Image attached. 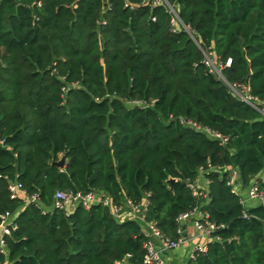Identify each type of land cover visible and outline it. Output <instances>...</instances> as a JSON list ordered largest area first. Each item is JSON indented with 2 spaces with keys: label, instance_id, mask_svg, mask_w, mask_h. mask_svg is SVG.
I'll return each mask as SVG.
<instances>
[{
  "label": "trees",
  "instance_id": "16d2710c",
  "mask_svg": "<svg viewBox=\"0 0 264 264\" xmlns=\"http://www.w3.org/2000/svg\"><path fill=\"white\" fill-rule=\"evenodd\" d=\"M231 86L264 104V0H0V216L17 223L0 264L144 263L142 225L52 211L58 190L147 200L173 240L199 208L218 229L189 264H264V202L227 185L229 168L243 195L264 173V116Z\"/></svg>",
  "mask_w": 264,
  "mask_h": 264
},
{
  "label": "built area",
  "instance_id": "2783aa9c",
  "mask_svg": "<svg viewBox=\"0 0 264 264\" xmlns=\"http://www.w3.org/2000/svg\"><path fill=\"white\" fill-rule=\"evenodd\" d=\"M41 6V3H39ZM209 58H206V65L210 68L212 73L220 71V77H222L221 70L218 66L214 67L213 64L207 63ZM211 61V60H210ZM229 65V64H228ZM215 70V71H214ZM216 72V73H217ZM215 73V74H216ZM231 90L234 94L246 102L252 108L258 110L264 116V104H262L257 98L249 93V90L243 86H231ZM195 129L202 130L214 139L222 140L224 143L228 139L222 137L220 134L210 131L209 129L201 128L200 126L187 122ZM229 177L227 185L232 189L233 193L240 197L241 203L246 206L250 202H264V173L255 177L247 190V194L243 195L239 190L240 176L236 169H227ZM201 174L203 170H200ZM204 184L199 180L196 183H190L188 186L192 190L194 197H205ZM10 195L12 199H22L26 204L37 203L38 196H30L23 188L22 184L18 181H14L9 187ZM149 201H145L140 205H135L129 200L119 204L115 203L109 195L101 191H92L88 193L76 192L72 190H58L55 192L54 201L52 205V211L63 212L65 215H72L79 207L90 211L96 206H101L108 210L113 218L118 221L134 220L142 225V231L146 237L145 244V259L143 264H173L167 260L166 255L178 251L179 249L190 245L191 249L188 252L186 261L188 263L195 261L198 256L207 255L209 251V243L214 239V232L218 227L210 222V216L208 213L203 212L201 209H195L179 217L177 233L180 236L178 240H173L166 236L160 229L157 223L149 222L147 219V213L149 210ZM245 218L248 215L245 213ZM193 226L195 234L189 235L187 228ZM17 229L16 218L13 215L7 213L0 216V253L6 254V237L11 234L13 230ZM131 255L122 262L115 264H132ZM5 264H10L9 262Z\"/></svg>",
  "mask_w": 264,
  "mask_h": 264
},
{
  "label": "crops",
  "instance_id": "0c3cea01",
  "mask_svg": "<svg viewBox=\"0 0 264 264\" xmlns=\"http://www.w3.org/2000/svg\"><path fill=\"white\" fill-rule=\"evenodd\" d=\"M187 232L189 233L190 236L194 235L195 234L194 227L193 226L188 227ZM190 249H191V244L179 249L178 251L169 253L166 255L167 260L173 264H189L186 261V257Z\"/></svg>",
  "mask_w": 264,
  "mask_h": 264
},
{
  "label": "water",
  "instance_id": "95a60500",
  "mask_svg": "<svg viewBox=\"0 0 264 264\" xmlns=\"http://www.w3.org/2000/svg\"><path fill=\"white\" fill-rule=\"evenodd\" d=\"M65 164H66L65 156H63L60 161L53 163V165L55 167L60 168V169H64L65 168ZM171 182L173 183L174 181H171Z\"/></svg>",
  "mask_w": 264,
  "mask_h": 264
},
{
  "label": "rangeland",
  "instance_id": "374dc122",
  "mask_svg": "<svg viewBox=\"0 0 264 264\" xmlns=\"http://www.w3.org/2000/svg\"><path fill=\"white\" fill-rule=\"evenodd\" d=\"M209 58V57H208ZM211 60V61H210ZM207 63H211V64H213L214 65V67H216L217 66V64L215 63V61L213 60V59H211V58H209V61L207 62ZM215 71V70H214ZM217 71H215V73H216ZM219 77H220V71H218L217 73H216ZM251 203V202H250Z\"/></svg>",
  "mask_w": 264,
  "mask_h": 264
}]
</instances>
